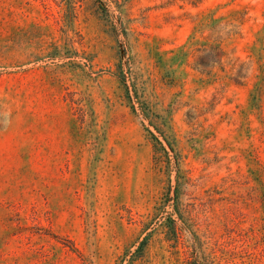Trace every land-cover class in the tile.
<instances>
[{
    "label": "rangeland",
    "instance_id": "rangeland-1",
    "mask_svg": "<svg viewBox=\"0 0 264 264\" xmlns=\"http://www.w3.org/2000/svg\"><path fill=\"white\" fill-rule=\"evenodd\" d=\"M0 264H264V0H0Z\"/></svg>",
    "mask_w": 264,
    "mask_h": 264
}]
</instances>
